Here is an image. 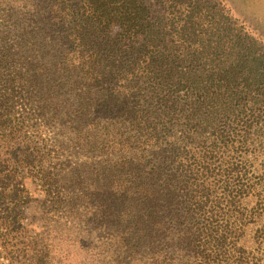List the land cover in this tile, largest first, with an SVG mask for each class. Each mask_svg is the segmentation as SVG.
<instances>
[{"label": "trees", "instance_id": "1", "mask_svg": "<svg viewBox=\"0 0 264 264\" xmlns=\"http://www.w3.org/2000/svg\"><path fill=\"white\" fill-rule=\"evenodd\" d=\"M227 1L239 16L207 0H158L160 15L149 0H0V235H70L88 205L132 258L261 264L239 235L264 221V0ZM61 156L86 160L52 171ZM26 179L63 224H24ZM34 241L27 264H54Z\"/></svg>", "mask_w": 264, "mask_h": 264}, {"label": "rangeland", "instance_id": "2", "mask_svg": "<svg viewBox=\"0 0 264 264\" xmlns=\"http://www.w3.org/2000/svg\"><path fill=\"white\" fill-rule=\"evenodd\" d=\"M149 1L154 5L153 10L156 11L157 15H160L163 9L156 5L158 0ZM207 1L225 3L236 16L240 14V10L230 1ZM243 21L247 22L249 29H257L252 22H248L245 18ZM43 130L44 138L48 144H51L56 130ZM85 160L84 156H72L70 160H66L64 156H61L59 159L53 161L56 164V168L52 171L68 174L77 163ZM19 173L20 176L23 175L21 170ZM24 185L32 197L29 205L23 208L25 213L24 224H31L33 229L39 230L43 227L45 219L49 224L54 226V222L56 221H60L61 224L66 221L62 218L61 213H54L50 209L49 203L44 202L43 192H41L43 190L35 184V181L33 183L30 179H26ZM60 191L63 194H71L68 190L63 191L60 189ZM71 191L75 192V189ZM76 192L78 193V190ZM249 205L251 207L253 203L250 202ZM81 209H83L81 210L82 216L76 217L66 225L70 235H42L37 241L33 240V237L36 235H0V264H27V257L25 256L28 250L26 246L27 241H34L39 244L42 238H46L48 240L47 243L50 244V254L54 257V264H153L151 258L145 257V255L143 259H140L141 251L139 250L136 253V257L132 258L133 252H130L128 248H124L119 243L121 235H113L103 226L100 227L98 219L97 221H93L90 216V212L92 213L93 210L90 209V206L86 205L85 208ZM257 229H260L262 235L256 233ZM3 236H7L9 240L5 247L3 246V240H1ZM239 237L240 243L248 250H252L255 254L259 255L262 259L261 264H264V221L256 226L249 224L245 234L239 235ZM166 253L171 256V250H166ZM178 253L180 252H177L176 255Z\"/></svg>", "mask_w": 264, "mask_h": 264}]
</instances>
